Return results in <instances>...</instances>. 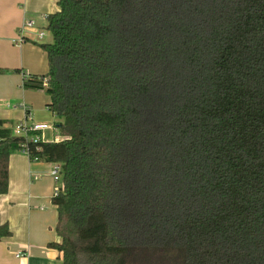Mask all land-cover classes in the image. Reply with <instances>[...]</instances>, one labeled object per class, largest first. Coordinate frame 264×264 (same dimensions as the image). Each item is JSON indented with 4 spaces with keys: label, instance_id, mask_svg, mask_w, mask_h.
<instances>
[{
    "label": "trees",
    "instance_id": "obj_1",
    "mask_svg": "<svg viewBox=\"0 0 264 264\" xmlns=\"http://www.w3.org/2000/svg\"><path fill=\"white\" fill-rule=\"evenodd\" d=\"M45 90L63 264H264V0H58ZM15 124L0 120V197ZM11 235L0 219V241Z\"/></svg>",
    "mask_w": 264,
    "mask_h": 264
},
{
    "label": "crops",
    "instance_id": "obj_2",
    "mask_svg": "<svg viewBox=\"0 0 264 264\" xmlns=\"http://www.w3.org/2000/svg\"><path fill=\"white\" fill-rule=\"evenodd\" d=\"M58 10V0H0V120L46 124L51 127L42 133L46 142L63 140L56 129L61 120L49 111L46 91L26 89L24 83L48 73L40 45L51 44L53 37L48 31L51 41L45 43L46 35L41 38L39 32ZM28 20L34 21L32 27L25 24ZM51 132L57 133L53 139ZM55 165L20 150L10 156L9 188L0 197V219L11 235L0 241V264H63L61 254L49 246L61 241L56 232L58 211L52 202Z\"/></svg>",
    "mask_w": 264,
    "mask_h": 264
},
{
    "label": "built area",
    "instance_id": "obj_3",
    "mask_svg": "<svg viewBox=\"0 0 264 264\" xmlns=\"http://www.w3.org/2000/svg\"><path fill=\"white\" fill-rule=\"evenodd\" d=\"M33 22H30L28 26H32ZM44 34H42L40 37L42 38ZM23 40L20 39L18 43H22ZM43 83V87L46 88L48 86V80L47 79H41ZM51 127L46 124H28L27 122L18 123L14 126V133L16 136H20L24 138L23 143L21 144V150L24 154L28 155L30 157V148L29 144H39L40 142H45L44 138L42 137V133L46 131L47 129H50ZM31 158V157H30ZM35 160H38L37 158H34ZM51 176L56 184V187L54 189V197L58 196L62 189V166L60 164H57L53 167L51 171ZM24 254H18L17 257H23Z\"/></svg>",
    "mask_w": 264,
    "mask_h": 264
},
{
    "label": "rangeland",
    "instance_id": "obj_4",
    "mask_svg": "<svg viewBox=\"0 0 264 264\" xmlns=\"http://www.w3.org/2000/svg\"><path fill=\"white\" fill-rule=\"evenodd\" d=\"M30 22H33V24H32V26H33V25H34V21H29V20H28L27 23H25V24L28 25ZM32 26H30V27H32ZM41 32H42L44 35H46L44 41H43V40H42V41L45 42V43H47V42L50 43V41H51V35H50V33H49L46 29H43V30H41V31L39 32L40 36L42 35ZM42 38H43V37H42ZM17 39H18V37L15 38L16 41H17ZM51 134H53L51 139H53L54 137L57 136V133H56V132H51ZM44 141L46 142L47 140H44ZM49 141H52V140H49Z\"/></svg>",
    "mask_w": 264,
    "mask_h": 264
}]
</instances>
